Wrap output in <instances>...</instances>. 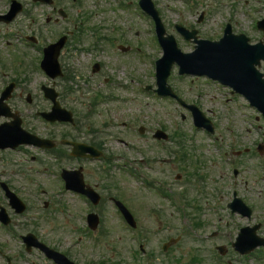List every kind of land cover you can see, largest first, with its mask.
<instances>
[{
	"label": "rangeland",
	"instance_id": "obj_1",
	"mask_svg": "<svg viewBox=\"0 0 264 264\" xmlns=\"http://www.w3.org/2000/svg\"><path fill=\"white\" fill-rule=\"evenodd\" d=\"M153 1L166 33L175 37L179 48L184 52L191 51L193 45L184 41L175 31V23L195 28L199 38H209L213 36L212 31H216L217 25L227 16L240 20L241 16L236 10L241 9V4L247 8L258 4L261 7L264 4V0H260L256 5L254 0H247L248 3L244 0ZM137 4L138 0H66L65 7L69 18L76 17L78 24L82 26V47L85 50L97 49L91 53L85 51L71 61L75 67L79 66L80 71L77 81L73 83L78 91L68 101L69 109L72 107L75 115L85 113L92 98L97 94L104 96L105 99H98L91 117L95 129L105 131L99 134V138L104 142V148L107 147V152L114 155L115 165H124V158L133 160L132 168L139 167L141 174L146 175L147 179L156 185H163L167 193H171L173 189L186 191L191 202L195 201V204L189 206V213L193 218V230L190 234L193 231L201 232L207 239L212 238L209 232L217 229L219 221L224 223V220L228 219L232 222L228 210L224 207L229 200L228 196L230 197L229 179L232 171L220 160L218 152L221 149L226 150L229 157L234 159L237 148L252 146V152H241L238 155L240 159L236 160L237 169H241L237 188L248 203L257 206L255 211L253 210L255 214L252 221L256 214L264 217V150L256 155L257 145L264 141V121L260 113L246 107L242 98L230 97L226 88L219 91L203 78L178 77L174 70L168 79L173 90L184 102L196 104L213 120L215 131L208 135L202 128L197 131L192 129L189 111L175 99L160 98L151 91L146 92L144 86L154 87L155 82L151 59L161 56V49L156 46L151 20L142 13L143 16L137 15L140 14ZM201 13L203 18L198 22ZM119 45H128L130 50L122 52L117 48ZM133 45L141 48L138 53L132 48ZM97 60L103 65L101 73L91 74V65ZM254 116H258V119H254ZM140 126L144 127L142 134L137 131ZM158 129L168 135V140L163 144L157 143L152 137ZM181 154H184L183 161ZM58 167L53 162L49 169ZM24 168L28 169L29 175L20 173L15 176L16 172L10 166L1 170V179L13 178V187L32 206V211L26 214L28 217L23 218V228L15 224L13 229L18 234H25L33 228L51 245L67 250L78 236L82 224L80 215L85 211L83 204L75 196L66 193L61 197L60 205L51 204L49 209H44V202L41 200L47 201L48 205L51 202L46 195H40L38 189L50 191L47 188L50 183V179L47 180V170L42 172L44 165L40 166L39 163ZM112 170L113 173L108 177L115 185V192L133 209L140 228L149 232L147 247L153 251L158 252L163 241L179 234L180 244L183 245L176 254L186 259L196 254L202 260L200 264H211L208 246L216 239L222 242L221 239L228 241L231 237L224 235L227 230L222 227L224 233L220 231L213 239L207 241H204L205 238L192 241L189 235H181V231L177 229L175 215L166 202L158 200L152 191L138 188L137 183L120 173L117 167ZM197 203L204 210L198 212L199 210L193 207ZM3 206L10 211L7 204ZM153 209L161 210L162 218L153 215ZM58 210H64L67 218H63ZM105 211L106 236L100 239L96 246L83 236L80 248L76 245L72 251L75 261H88L92 258L98 260L103 257L111 260V263L106 264H133L128 253L133 249L130 236L118 221L114 210L107 205ZM215 213H219L224 219L218 221ZM30 215L36 221L29 229L27 220ZM195 222H199L201 226L195 227ZM238 222L243 224L246 220L239 219ZM166 223H169V228ZM0 251L3 255L11 257L14 261L11 264H32V261H36V264H52L36 251L23 257L26 253L19 237L16 238L1 229Z\"/></svg>",
	"mask_w": 264,
	"mask_h": 264
},
{
	"label": "flooded vegetation",
	"instance_id": "obj_2",
	"mask_svg": "<svg viewBox=\"0 0 264 264\" xmlns=\"http://www.w3.org/2000/svg\"><path fill=\"white\" fill-rule=\"evenodd\" d=\"M14 1L17 3L12 6ZM48 1L0 0V136L10 133L14 138H19V122L23 130L48 139L54 144L53 147L42 148L28 141L15 147L0 148V203L7 201L4 186L7 184L11 189L13 186V178L6 181L1 179L3 168L12 167L16 172L15 176H18V171L26 172L28 169L24 167L35 164L37 155H49L57 166L60 164V170L75 169L79 165L67 167L61 164L71 159L72 149L70 145L64 144L63 140L97 147L100 145L92 137L94 131H91L89 138L83 131L82 122L89 121L92 114L90 105L85 113H77L75 126L60 122L49 123L39 114L49 111L55 101L69 108L68 101L78 91L73 83L77 81L80 71L79 66L75 67L71 61L84 52L79 46L78 38L74 36L73 29L77 27H68L66 0ZM259 1L254 0V5ZM244 2L248 3L247 0ZM240 7V10H236L241 16L240 20L220 22L217 25V37L220 38L228 28L226 36L231 40L242 35L250 44H264V4L252 8L241 4ZM60 39L63 41L60 42ZM56 43L58 45H52ZM46 48H49L52 57L56 55L58 62L60 74L54 77L48 75L40 66ZM261 67L264 68V64ZM100 70L101 68L96 73ZM92 73L95 74L93 70ZM75 159L78 162L92 163L81 166L83 180L85 184L99 190L101 184L99 172L94 165L96 161ZM51 165L52 163H44L45 169H49ZM80 197L87 202L85 196ZM32 243H35L33 238L29 241V244ZM2 259L3 256L0 255V260ZM2 262L0 264H3Z\"/></svg>",
	"mask_w": 264,
	"mask_h": 264
},
{
	"label": "water",
	"instance_id": "obj_3",
	"mask_svg": "<svg viewBox=\"0 0 264 264\" xmlns=\"http://www.w3.org/2000/svg\"><path fill=\"white\" fill-rule=\"evenodd\" d=\"M142 4L145 7V9L148 10V12L154 17L157 23V33L160 39L161 44L163 45L164 49V55L161 59L157 61V76H158V84L160 86L161 90H158L160 93H166V89H164V83L166 80V76L169 72V65L173 61H177V63L180 65L181 69L189 68L190 67V57L194 60V63L197 62L199 66H204L207 68H212V64L222 61L223 56L220 54L217 50H206L203 51L202 55L197 54H181L175 46V42L171 36H168L167 38H162L160 35L163 32L162 26L159 23V20L157 18L156 12L152 9L151 3L149 0H142ZM179 31L183 34H185V37L188 38V34L184 29L179 28ZM188 70V69H187Z\"/></svg>",
	"mask_w": 264,
	"mask_h": 264
},
{
	"label": "bare ground",
	"instance_id": "obj_4",
	"mask_svg": "<svg viewBox=\"0 0 264 264\" xmlns=\"http://www.w3.org/2000/svg\"><path fill=\"white\" fill-rule=\"evenodd\" d=\"M244 53H245V50H241L240 55H243ZM237 69L240 70V71H243V73H244L245 71L250 69L249 63L248 62H243L241 65H239L237 67ZM238 73L242 74L240 72H238ZM241 82L244 83V84H247V85H252L253 84V80H252V78L250 76H247L245 79H242ZM263 92H264V87H263Z\"/></svg>",
	"mask_w": 264,
	"mask_h": 264
}]
</instances>
